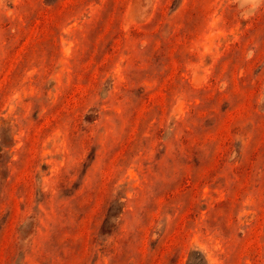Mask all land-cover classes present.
Segmentation results:
<instances>
[{"label": "rangeland", "instance_id": "1", "mask_svg": "<svg viewBox=\"0 0 264 264\" xmlns=\"http://www.w3.org/2000/svg\"><path fill=\"white\" fill-rule=\"evenodd\" d=\"M0 264H264V0H0Z\"/></svg>", "mask_w": 264, "mask_h": 264}]
</instances>
